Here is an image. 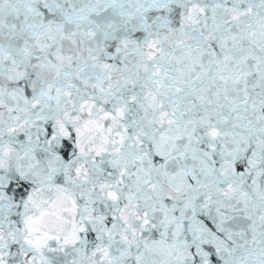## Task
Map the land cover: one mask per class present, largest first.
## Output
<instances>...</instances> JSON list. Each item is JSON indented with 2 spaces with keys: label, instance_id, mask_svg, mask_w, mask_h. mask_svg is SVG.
<instances>
[{
  "label": "snow or ice",
  "instance_id": "1",
  "mask_svg": "<svg viewBox=\"0 0 264 264\" xmlns=\"http://www.w3.org/2000/svg\"><path fill=\"white\" fill-rule=\"evenodd\" d=\"M0 264H264V0H0Z\"/></svg>",
  "mask_w": 264,
  "mask_h": 264
}]
</instances>
